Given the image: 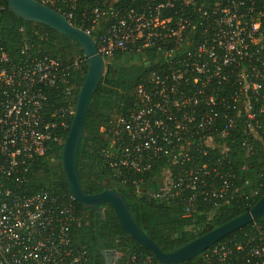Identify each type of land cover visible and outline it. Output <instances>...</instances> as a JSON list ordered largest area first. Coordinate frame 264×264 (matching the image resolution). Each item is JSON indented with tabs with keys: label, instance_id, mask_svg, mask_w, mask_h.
<instances>
[{
	"label": "built area",
	"instance_id": "obj_1",
	"mask_svg": "<svg viewBox=\"0 0 264 264\" xmlns=\"http://www.w3.org/2000/svg\"><path fill=\"white\" fill-rule=\"evenodd\" d=\"M108 2L95 0L91 11L93 24L114 18L97 41L106 62L118 52L147 49L162 59L112 132L109 164L124 181L135 176L138 186L165 162L176 168L174 177L164 170L168 189L151 196L181 198L186 216L202 199L217 206L228 198L235 175L219 158L210 164L212 152L227 153L228 140L238 136L246 158L255 142L264 144V0H143L139 10L125 11ZM85 31L92 35L93 29ZM67 71L50 55H0V264L89 259L76 242L74 229L83 222L76 200L23 187L33 160L62 143L74 118L73 100L57 106L47 94L59 90ZM125 264H156V258L134 253ZM201 264H264V226L221 240Z\"/></svg>",
	"mask_w": 264,
	"mask_h": 264
},
{
	"label": "trees",
	"instance_id": "obj_2",
	"mask_svg": "<svg viewBox=\"0 0 264 264\" xmlns=\"http://www.w3.org/2000/svg\"><path fill=\"white\" fill-rule=\"evenodd\" d=\"M1 2L4 8L0 10V55L6 53L14 60H21L29 54H40L60 60L62 66L68 68V74L59 90L47 92L49 101L62 106L73 100L76 106L79 90L89 71V63L80 44L49 26L21 18L10 9L7 0ZM94 2L95 0H78L73 6L69 0H57L56 5L48 3V6L67 17L72 14V24L83 30L93 29L92 36L99 41L100 35L105 34L112 26L114 18L106 16L98 24H93L91 11ZM108 3L123 11L139 10L143 0H116L114 4ZM160 62L161 57L153 49L132 54L118 52L109 61L110 71L102 80L89 106L85 138L81 141L78 153V166L86 194H98L107 189L122 193L130 203L140 227L164 252L170 253L249 211L261 199L264 195V144L255 142L254 152L249 158L245 157L241 148L240 136L228 140L227 153H221V149L213 151L215 158L210 164L221 159L223 167L235 175L234 185L227 199L217 206L214 201L202 199L190 216H186L185 201L181 198L165 194L161 197L150 195L166 190L169 182L167 185L163 179V171L168 169L170 178L173 179L176 170L174 166L167 167L165 162L156 165L138 186L132 182L135 176L130 173L128 177L131 181H124L122 171L113 168L108 160V153L113 150L112 132L118 126L119 119L137 105L138 87ZM68 88L72 90L68 92ZM72 121L70 128L63 134L62 143L52 144L46 154L31 163L23 185L29 194L50 192L64 198L72 196L61 161L63 145L68 138ZM75 202L83 222L75 227L74 232L77 244L88 251L87 264L93 262V252L98 250V234L104 240L106 248L116 249L121 254L116 264H125L134 253L154 256L124 230L110 204L102 205L104 211L96 224L95 212ZM258 225L264 226V216L232 235L253 234ZM91 242H94L93 246ZM203 255L204 253L182 264H201ZM98 260H101V255H98ZM156 264L160 263L156 260Z\"/></svg>",
	"mask_w": 264,
	"mask_h": 264
},
{
	"label": "water",
	"instance_id": "obj_3",
	"mask_svg": "<svg viewBox=\"0 0 264 264\" xmlns=\"http://www.w3.org/2000/svg\"><path fill=\"white\" fill-rule=\"evenodd\" d=\"M7 1L10 9L21 18L49 26L61 34L76 40L88 60L89 71L79 90L75 115L68 138L63 145L61 161L72 197L85 209L95 212L96 224L104 211L102 205L108 203L114 208L124 230L139 244L152 252L160 264H182L200 256L221 240L264 216L263 195L249 211L194 239L176 251L166 253L140 227L132 212L130 203L122 193L107 189L98 194H86L79 173L78 153L81 141L85 138V121L90 103L102 80L109 73L110 67L99 52L96 39L85 30L73 25L66 16L57 10L38 0ZM98 229L99 227L97 226L96 231ZM97 239L98 250L93 252V262L97 260L98 255H101L105 264H116L119 260L118 251L106 248L104 240L99 234Z\"/></svg>",
	"mask_w": 264,
	"mask_h": 264
},
{
	"label": "flooded vegetation",
	"instance_id": "obj_4",
	"mask_svg": "<svg viewBox=\"0 0 264 264\" xmlns=\"http://www.w3.org/2000/svg\"><path fill=\"white\" fill-rule=\"evenodd\" d=\"M88 241H90V239ZM91 245L93 246L94 245V242H91ZM108 249H110V248H108ZM93 264H105L103 257L101 256V260L100 261L97 258V260L94 261Z\"/></svg>",
	"mask_w": 264,
	"mask_h": 264
},
{
	"label": "rangeland",
	"instance_id": "obj_5",
	"mask_svg": "<svg viewBox=\"0 0 264 264\" xmlns=\"http://www.w3.org/2000/svg\"><path fill=\"white\" fill-rule=\"evenodd\" d=\"M108 1L114 4L116 0H108ZM167 179H168V174H165L164 180L166 181ZM166 189H168V186H166ZM118 256L120 258L121 254L119 253Z\"/></svg>",
	"mask_w": 264,
	"mask_h": 264
}]
</instances>
